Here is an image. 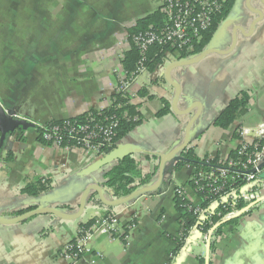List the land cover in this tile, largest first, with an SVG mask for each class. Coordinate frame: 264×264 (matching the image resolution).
Instances as JSON below:
<instances>
[{
	"label": "crops",
	"instance_id": "0c3cea01",
	"mask_svg": "<svg viewBox=\"0 0 264 264\" xmlns=\"http://www.w3.org/2000/svg\"><path fill=\"white\" fill-rule=\"evenodd\" d=\"M161 5L162 0H0V106L14 109L35 128L108 108L123 71L121 61L130 49L127 28ZM253 11L262 15L254 26L259 17ZM205 49L215 52L167 73L173 62L198 54L181 58L166 52L153 71H146L144 82L137 84L134 79L130 84L141 122L119 144L141 150L134 157L142 174L154 173L157 167L153 184L160 157L182 144L186 127L198 112L197 107L186 116L172 111L175 90L170 83L180 91L178 113L193 105L201 107L190 143L200 160L227 159L238 144L237 127L264 121V5L260 0H234ZM141 90L143 98L138 96ZM242 92L248 98L245 114L227 129L215 126L224 108ZM162 100L169 104V112L158 118ZM145 155L155 159L146 160ZM95 161L91 153L38 142L34 130L13 132L0 143V218L17 217L13 214L32 207L53 208L73 217L82 194L92 185L100 187L106 200L116 201L103 185L105 173L115 163L81 176ZM194 170L185 166L170 171L163 191L118 207H106L91 190L77 218L40 214L17 224H0V264H64L56 257L78 229L109 214L118 215L126 227L128 245L99 232L76 264H92L95 254L102 256L96 264H205L202 233L192 229L186 245L178 239L174 188L185 187L187 200L197 203L188 187ZM37 179L46 180L49 189L37 197L20 192ZM257 188V183L251 185V191ZM249 189L238 194L248 195ZM128 225L133 227L127 229ZM219 228L211 241L208 264H264V202Z\"/></svg>",
	"mask_w": 264,
	"mask_h": 264
},
{
	"label": "built area",
	"instance_id": "2783aa9c",
	"mask_svg": "<svg viewBox=\"0 0 264 264\" xmlns=\"http://www.w3.org/2000/svg\"><path fill=\"white\" fill-rule=\"evenodd\" d=\"M221 6L220 0H162L160 12L165 17L164 26L150 27L149 30L131 37V44L138 50L139 61L135 72L129 74L128 78L124 72L119 74L113 94L127 95L132 103L135 94L131 93L130 84L137 75L146 71L147 54L152 47L165 48L177 56L182 54H187V57L192 56L194 45L200 41L203 32L209 29ZM14 112L13 117L21 119L15 110ZM117 125V121L113 119L105 123L94 119L86 123L71 122L66 119L33 130L36 137L46 144L66 150L79 149L93 154L98 160L104 157L109 149L116 148L112 146V141ZM235 134L238 141L235 157H228L225 160L203 159L202 166L195 168L191 175L188 187L197 196V203L187 200L185 187L174 188V195L180 202V209L183 210L179 213L178 239L186 245L192 229L202 233L205 264L209 260L208 252L217 226L224 220L246 214L254 205L264 202V182L260 178L264 170V121L255 126H238ZM173 164L174 162L168 164L166 177L175 165ZM44 182L45 180H42V183ZM254 183L258 184L255 192L251 191V185ZM244 188H250V193L239 195V191ZM208 199L210 201L207 206H201V203ZM241 200L244 203L243 207L236 208ZM215 204H218V207L211 212L210 208ZM186 212L194 219V225L189 230L181 220V215ZM214 214L220 218V222L211 221ZM130 227L133 225H128L127 229ZM125 228L116 214L96 217L89 225L78 229L76 237L59 251L57 261L64 264L78 263L87 252L86 246L89 240L99 232H104L111 239L120 240L127 246L128 237ZM101 258V255L95 254L91 263L96 264ZM171 258L170 255L169 259Z\"/></svg>",
	"mask_w": 264,
	"mask_h": 264
},
{
	"label": "trees",
	"instance_id": "16d2710c",
	"mask_svg": "<svg viewBox=\"0 0 264 264\" xmlns=\"http://www.w3.org/2000/svg\"><path fill=\"white\" fill-rule=\"evenodd\" d=\"M221 1V10L215 15L211 26L205 32H203L201 39L198 43L194 45V50L191 55L200 54L211 41L213 34L219 27L220 23L227 17L230 9L233 6L234 0H220ZM165 24V17L161 14L160 9L146 15L135 21L134 25L127 28L128 42L130 44V49L124 54V59L121 61L123 71L127 78L129 74L134 73L139 61L138 50L131 44V37L135 34L149 30L150 27L160 28ZM167 49L160 47L150 48L147 54V60L145 63L146 71H153L157 64H160L166 54ZM169 53H172L169 51ZM187 57V54H182L181 58ZM137 96V95H136ZM140 98L144 97V90L138 92ZM163 108L156 113V117H162L169 112V104L162 100ZM248 98L246 93L242 92L231 100L228 105L224 108L222 113L215 120V126L227 129L229 128L238 118L243 116L247 110ZM140 105L132 104L130 97L127 95L116 94L111 98V104L108 108L95 111L90 110L86 113H83L74 118L68 119L71 122L77 123H86L90 119L99 121L101 123L109 122L110 119L116 120L118 125L115 130V136L112 141V146L115 148L119 145L121 140L134 128H136L141 122V116L138 112ZM60 121H51L49 124L60 123ZM38 128L36 127V130ZM38 142H42L37 138ZM50 145V144H46ZM236 156V150H234L230 157ZM146 160H154V156L145 155ZM180 160L172 167L171 171H178L185 166H192L196 169L202 166V161L196 157L194 148L188 147L179 154ZM157 167H155V172ZM154 172V173H155ZM154 173L142 174L139 169V162L134 156H127L120 161H117L104 175V187L110 192V196L114 199H122L130 194H132L137 189L149 187L153 185V176ZM43 179H37L32 182H27L24 187L20 190L22 194L28 195L30 197H37L40 194L44 193L49 189V183L45 180L42 183ZM189 184V183H188ZM164 187L162 186L160 190L163 191ZM154 192L153 194H156ZM210 199L203 201L201 206L206 207ZM175 207L178 213H181L183 210L180 209V202L176 197L174 198ZM244 205L243 201H239L236 208H242ZM30 208L28 211L32 210ZM221 209V208H220ZM220 210L218 209V212ZM27 211L17 212L13 215L19 216ZM223 214V213H222ZM181 220L185 223V228L190 229L194 225V219L191 214L183 213L181 215ZM213 223L220 222V218L217 215H213L211 218ZM89 221L86 225H89ZM228 223V222H227ZM226 224V223H224ZM223 224V225H224ZM84 225V226H86ZM221 227V226H220ZM220 229V228H219ZM220 233V230L217 231V234Z\"/></svg>",
	"mask_w": 264,
	"mask_h": 264
},
{
	"label": "water",
	"instance_id": "95a60500",
	"mask_svg": "<svg viewBox=\"0 0 264 264\" xmlns=\"http://www.w3.org/2000/svg\"><path fill=\"white\" fill-rule=\"evenodd\" d=\"M249 1L250 0H248V3H249ZM260 2L264 5V0H260ZM253 12L256 15H258V17H259V19H257L256 21L253 22V26H254L258 22V20L261 19L262 15L259 11H253ZM239 31L242 32L241 29H239ZM232 39H233V43H232V48H233L235 43H236V35L235 34H233ZM213 52H215V51H213L211 49H205L200 54H198L196 56H193L191 58L184 59L181 61L173 62L172 64H170L167 67L166 73L173 68L184 67V66L196 64V63L200 62L206 55L213 53ZM165 78H166V76H165ZM170 84L175 90V97H174L173 102L171 104L172 111L174 113L186 116V115H190L192 110L195 107H197L198 112L195 115H193V117L191 118L190 122L188 123V125L186 127L185 136H184L182 144L177 146L175 149H173L169 153L162 155L160 157L157 180L153 185H151L149 187L137 189L136 191H134L129 196L122 198V199H117L116 201L106 200L103 197V193H102V190L100 189V187L97 185H92V186L87 187V189L82 194V197L79 201V211L73 217H71L69 215H65V214L61 213L60 211H58L57 209L38 207L37 209L23 213V214H21L17 217H14V218H9V219H1L0 218V224L13 225V224L20 223V222L24 221L25 219H28L30 217H34V216H37L40 214H51L55 217H58L60 219H65V220L77 218L83 212L85 202H86V197L91 190H93L97 194L99 201L103 205H105L106 207H118L121 205H125V204H128L129 202H131L132 200H134L135 198H137L138 196L161 191L160 189H161L162 184L164 182V178L166 177L165 176L166 172H167L166 168H167L168 164L173 163V162H174V164H176L180 160L179 154L190 146L191 139L196 132V129H194V128L191 129V127L194 124V122L198 119V117L200 116V112H201L200 105H193L192 107H189L187 110H185L181 113H178L176 110V105H177V102L179 100L180 91L176 85H174L172 83H170ZM14 115H15L14 110H7V109H4L0 106V143L1 144L4 142L5 138L8 135L12 134L15 131L26 132L28 130H33L35 128V126L32 123L25 121L24 119H16L13 117ZM140 152H141V150L136 146L128 145V144H119L114 150L109 149L106 152L104 157L96 160L90 167H88L86 170H84L81 173V176H86V175H90L92 173H95L99 170L104 169L105 167L109 166L110 164H113V163H116L117 161L122 160L123 158H125L127 156H134L136 154H139ZM171 170H172V168H171ZM170 171L168 172V174L170 173ZM262 177H264L263 173L261 174L260 178H262ZM244 190H246V188H244L243 191ZM225 201L226 200L224 199L223 202H225ZM217 207H218V204L212 205V207L210 208L211 212H214L217 209ZM251 207H253V206H251ZM236 218H238V217H236ZM236 218H234V219H236ZM230 220H233V219L224 220L217 227L219 228L224 223H227ZM189 243H190V239H189L188 244ZM210 247H211V245H210ZM209 253H210V251L208 252V254ZM206 264H208V261H206Z\"/></svg>",
	"mask_w": 264,
	"mask_h": 264
},
{
	"label": "rangeland",
	"instance_id": "374dc122",
	"mask_svg": "<svg viewBox=\"0 0 264 264\" xmlns=\"http://www.w3.org/2000/svg\"><path fill=\"white\" fill-rule=\"evenodd\" d=\"M6 4H7L6 2H4V3L2 4L4 8H6ZM169 58L171 59V58H173V57L171 56V57H169ZM146 74H147V73H146V71H145V72H143V73L137 75L136 78H135V80H136L135 82H136L137 84H141V82H144V77L146 76Z\"/></svg>",
	"mask_w": 264,
	"mask_h": 264
}]
</instances>
